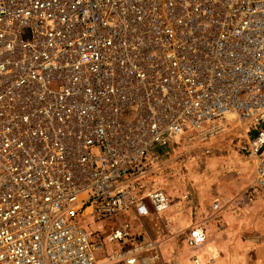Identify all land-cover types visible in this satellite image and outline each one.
Masks as SVG:
<instances>
[{"label": "built area", "instance_id": "built-area-1", "mask_svg": "<svg viewBox=\"0 0 264 264\" xmlns=\"http://www.w3.org/2000/svg\"><path fill=\"white\" fill-rule=\"evenodd\" d=\"M228 116L264 198V0H0V264H97L87 221L166 212L142 194L160 149ZM143 236L114 228L106 263L137 264Z\"/></svg>", "mask_w": 264, "mask_h": 264}, {"label": "crops", "instance_id": "crops-1", "mask_svg": "<svg viewBox=\"0 0 264 264\" xmlns=\"http://www.w3.org/2000/svg\"><path fill=\"white\" fill-rule=\"evenodd\" d=\"M212 168L220 171H214L208 186L200 193L199 190L189 199V203L185 202L186 196L166 212L158 214H164L163 227H160L162 229L159 232L163 240L158 242L164 264H192L191 259L195 256L202 264H251L250 249L254 245L253 241L264 244V198L246 195L253 179L251 161L237 158L225 166L214 161ZM225 169L226 173L223 171ZM215 201L220 203L218 210L212 208ZM248 209L252 215L248 216ZM255 209L258 217L254 216ZM260 209H263V213H259ZM196 226L203 229L204 242L192 249L184 240L182 252L173 249L170 256L168 249L170 246L172 248L174 239L182 238L181 236H185V239L190 229ZM248 231L255 233L254 239H247L248 233L245 232ZM145 233L148 234L147 230ZM147 237L148 240L151 239L150 236Z\"/></svg>", "mask_w": 264, "mask_h": 264}, {"label": "rangeland", "instance_id": "rangeland-1", "mask_svg": "<svg viewBox=\"0 0 264 264\" xmlns=\"http://www.w3.org/2000/svg\"><path fill=\"white\" fill-rule=\"evenodd\" d=\"M220 125L223 127V130L214 137H210L207 141L185 142L178 140L175 141V144L172 143L169 147L160 149L159 162L151 176L146 180L142 194L160 189L170 198V206L178 201H183L186 196L185 202L189 203V199L191 200L199 190L200 193L203 191L202 189L208 186L209 181L214 176V171H220V169L214 170L212 168L214 161L220 162L221 165L225 166V164L227 165L230 161H234L237 158H244L246 160V157L239 150L245 126L233 116H228ZM206 150L208 151L207 153H205ZM223 171L226 173L227 170ZM249 211L250 209L246 211L248 212V216L251 214ZM259 213H263V209H260ZM163 215H161L162 217L160 215H152L140 221L127 215L111 221H87L86 227L88 231L94 233L93 237L102 244L103 248V251L98 256L97 264H108L105 257L112 250H116L117 247L107 245L105 243V236L126 221L132 225L136 233L144 235L143 239L145 242H151L149 249L145 250V254L143 253L138 256L140 259L137 264H142V257H146L149 260L148 264H164V256L158 250V242L160 239L163 240V237L160 238L159 236V232L162 229L160 227H163ZM254 216H259L257 210ZM143 230H147L148 234L143 233ZM245 233H248L247 239H254L255 233H250L249 231ZM147 236H150L151 239L148 240ZM181 237L175 238L172 248H170L171 246L169 247L168 254L170 256H172L173 249L180 250L181 252L184 249L185 236ZM253 243L254 245L250 249V262L251 264H261L264 257V244L255 243L254 241ZM113 264L124 263L117 262Z\"/></svg>", "mask_w": 264, "mask_h": 264}]
</instances>
